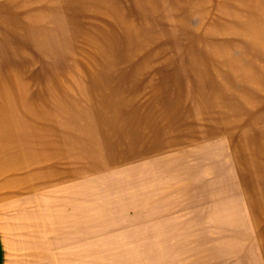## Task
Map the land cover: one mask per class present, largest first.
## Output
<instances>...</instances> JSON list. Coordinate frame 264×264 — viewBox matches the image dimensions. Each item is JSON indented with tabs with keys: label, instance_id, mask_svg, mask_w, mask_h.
Instances as JSON below:
<instances>
[{
	"label": "rangeland",
	"instance_id": "rangeland-1",
	"mask_svg": "<svg viewBox=\"0 0 264 264\" xmlns=\"http://www.w3.org/2000/svg\"><path fill=\"white\" fill-rule=\"evenodd\" d=\"M260 4L0 0V264H264Z\"/></svg>",
	"mask_w": 264,
	"mask_h": 264
},
{
	"label": "crops",
	"instance_id": "crops-1",
	"mask_svg": "<svg viewBox=\"0 0 264 264\" xmlns=\"http://www.w3.org/2000/svg\"><path fill=\"white\" fill-rule=\"evenodd\" d=\"M259 6H260V8L259 9L255 8L253 10V13H252L253 18H255L254 22H257V20L258 19L260 20V18H264V4H260ZM239 11H241V9ZM263 22H264V20L260 21L259 23H253L251 25L252 31L250 30V32H248L250 34L249 36L251 37L250 40L255 42L258 40L260 34L262 36H264L263 32L257 34V31H258L257 29L264 30V23ZM237 23H240V22L237 21ZM238 25L240 27V24H238ZM243 28H245V27L243 26ZM251 147L258 149L260 154L264 153V132H260L258 134V136L253 138L252 143H251Z\"/></svg>",
	"mask_w": 264,
	"mask_h": 264
},
{
	"label": "bare ground",
	"instance_id": "bare-ground-1",
	"mask_svg": "<svg viewBox=\"0 0 264 264\" xmlns=\"http://www.w3.org/2000/svg\"><path fill=\"white\" fill-rule=\"evenodd\" d=\"M2 114L0 113V116H1ZM2 133V131H1V125H0V134Z\"/></svg>",
	"mask_w": 264,
	"mask_h": 264
}]
</instances>
